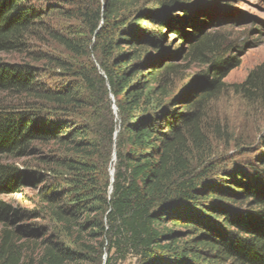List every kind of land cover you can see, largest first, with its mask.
I'll return each mask as SVG.
<instances>
[{
    "label": "trees",
    "instance_id": "1",
    "mask_svg": "<svg viewBox=\"0 0 264 264\" xmlns=\"http://www.w3.org/2000/svg\"><path fill=\"white\" fill-rule=\"evenodd\" d=\"M61 1L0 0V54H24L30 42L50 40L95 59L74 68L43 55L48 67L70 74L59 85L46 84L41 68L0 62V94L14 100L0 101V157H29L50 168L47 175L0 162V196L34 189L39 210L30 214L53 221L74 248L89 253L91 243L105 242L103 264L128 254L139 264H264V133L240 162H208L195 172L188 158L189 145L202 138V107L239 64L219 37L203 32L217 1L209 9L197 0ZM55 19L78 21L82 31L65 35ZM144 22L154 28L141 30ZM166 29L186 51L163 48ZM190 65L203 73L174 93ZM232 90L247 103L264 102V66ZM108 93L120 119L115 143ZM19 216L0 202V264H22L29 245L40 251L38 264L86 262L39 225L10 230Z\"/></svg>",
    "mask_w": 264,
    "mask_h": 264
},
{
    "label": "rangeland",
    "instance_id": "2",
    "mask_svg": "<svg viewBox=\"0 0 264 264\" xmlns=\"http://www.w3.org/2000/svg\"><path fill=\"white\" fill-rule=\"evenodd\" d=\"M68 1H75L83 5H88L89 2H92V0ZM197 1L204 4L205 9L212 8L214 2L217 1L219 6L216 8L217 10L213 12L214 14L211 15V17L215 19H204L205 22H203L204 24L202 26H204L205 29L203 32L207 37H219L221 46L223 48L229 46L231 50L228 55L235 58L239 64L236 68L230 70L222 80L225 85L223 90L216 95V97L206 102L202 107L201 124L204 129L201 132L202 138L195 148H193L191 144L189 145L190 156H188V158H191V169L195 172L200 171L208 162H214V164L223 166L222 162L230 159L240 162L241 160L243 161L244 158H250L252 155L251 151L254 150V147L256 148L258 146L259 137L264 133V102H256L254 104L247 103L240 95L234 93L232 90V86L241 83L250 71L257 67L264 66V0ZM65 4L66 3L63 2V5ZM210 21L214 23L210 24ZM55 22V28L65 35H67L68 29L75 32L74 36L80 34V31H82L81 24L78 21L71 19H55ZM139 27H141V30H149L153 25L144 22L141 23ZM141 30L139 32H142ZM161 35L163 36V48H167L168 51H175V48L180 51H186V44L180 41L178 37L172 35L171 30H163ZM43 55L45 57L52 56L53 58H59L67 62L68 65H72L74 68L89 66L90 62L93 64L95 62L93 56L89 58L75 57L62 46L50 40H47L45 43L30 42L24 54L17 52L0 54V62L11 65H27L41 68L45 71L43 72V81L48 85H59L68 80L70 76L69 73H66L60 68L52 69L48 67L46 61H40ZM179 65L184 66V63L181 62ZM203 70L204 68L196 65L187 66V71L183 72V76L179 77L176 81L174 93H178L181 87L187 84L189 79H193L197 74L203 73ZM108 98L111 103L112 121L116 124V131L113 136V142L115 143L119 133L120 119L113 97L110 93H108ZM9 100L11 99L6 95L0 94V101L10 103ZM11 101L14 100L12 99ZM102 110L100 109L98 113L99 116H96L101 123L104 122ZM94 112L95 111H89L86 117L92 119L95 116ZM73 118L77 119L75 116ZM83 119L78 118L77 120L81 123L84 122ZM84 120L87 121L86 118ZM215 130H218L219 133L216 134ZM42 152L44 155L48 154L46 148L45 151ZM0 162L18 167L21 170L39 169L48 173L47 169H50H45L43 166L36 164L35 160L29 157L20 160L0 157ZM114 165L115 144H113L111 148V154L106 166V174L110 180L111 173L114 174ZM47 175H50V173ZM52 176L56 177L54 174H52ZM36 193L34 189L25 186L20 193L0 196L1 203L6 204L9 208L15 209L20 213L16 225L11 226L10 230L14 229L16 231L26 226L32 228L39 225L45 229L46 233L53 240L61 241L77 254H85L87 257L86 262L70 261L65 264H86L88 263L87 261L90 260L99 261L102 264L106 263L109 252L105 242L101 248H97L95 243H91L90 245L93 247L91 250L92 253H88L86 249H82L80 246H75L74 248L71 244L67 243L61 228L53 221L41 215L38 216L39 218L31 215L32 212L38 213L39 210ZM27 239L28 238L25 237L22 241H17V244ZM93 252L96 254H93ZM39 253L40 251L38 248L29 245L28 250H24L22 264H38L40 257ZM138 262L136 257L128 254L123 260L117 258L115 264H139Z\"/></svg>",
    "mask_w": 264,
    "mask_h": 264
},
{
    "label": "water",
    "instance_id": "3",
    "mask_svg": "<svg viewBox=\"0 0 264 264\" xmlns=\"http://www.w3.org/2000/svg\"><path fill=\"white\" fill-rule=\"evenodd\" d=\"M113 173H111V180H110V182L112 183L113 182Z\"/></svg>",
    "mask_w": 264,
    "mask_h": 264
}]
</instances>
